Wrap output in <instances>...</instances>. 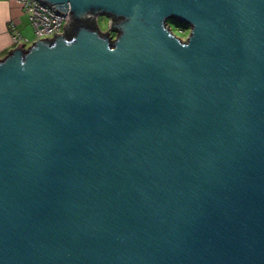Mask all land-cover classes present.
Wrapping results in <instances>:
<instances>
[{
	"label": "water",
	"instance_id": "1",
	"mask_svg": "<svg viewBox=\"0 0 264 264\" xmlns=\"http://www.w3.org/2000/svg\"><path fill=\"white\" fill-rule=\"evenodd\" d=\"M39 1L68 25L0 58V264H264V0Z\"/></svg>",
	"mask_w": 264,
	"mask_h": 264
},
{
	"label": "built area",
	"instance_id": "2",
	"mask_svg": "<svg viewBox=\"0 0 264 264\" xmlns=\"http://www.w3.org/2000/svg\"><path fill=\"white\" fill-rule=\"evenodd\" d=\"M16 1L21 5L24 12L27 13L34 33L33 40L28 41L27 39H23L17 31L13 30L14 24L11 22L10 28L13 30V39L16 45L19 41H22V45L25 47L38 38L54 37V34H61L65 31V26L68 25V16L57 13L50 6L39 0ZM110 34L112 35L111 32Z\"/></svg>",
	"mask_w": 264,
	"mask_h": 264
},
{
	"label": "crops",
	"instance_id": "3",
	"mask_svg": "<svg viewBox=\"0 0 264 264\" xmlns=\"http://www.w3.org/2000/svg\"><path fill=\"white\" fill-rule=\"evenodd\" d=\"M11 22L14 24L13 30L17 31L23 39L28 41L34 39L32 25L21 5L16 0H0V58L16 46L13 30L10 28Z\"/></svg>",
	"mask_w": 264,
	"mask_h": 264
},
{
	"label": "rangeland",
	"instance_id": "4",
	"mask_svg": "<svg viewBox=\"0 0 264 264\" xmlns=\"http://www.w3.org/2000/svg\"><path fill=\"white\" fill-rule=\"evenodd\" d=\"M110 20H111L110 17H108L106 14H99L96 18L98 29L100 31H106L109 28ZM168 22L171 28L173 29L174 33L177 34L181 39H185L187 37V34L190 30V27H186L188 26L187 24L183 23L186 26H182L181 25L182 23L170 19H168ZM31 38H32V34H31Z\"/></svg>",
	"mask_w": 264,
	"mask_h": 264
},
{
	"label": "trees",
	"instance_id": "5",
	"mask_svg": "<svg viewBox=\"0 0 264 264\" xmlns=\"http://www.w3.org/2000/svg\"><path fill=\"white\" fill-rule=\"evenodd\" d=\"M90 21H91V23H92L93 25H95V26L97 25V24H96V19H95V18H92ZM173 21H176V20H173ZM177 22H178V21H177ZM181 25H182V26H186V25L183 24V23H182ZM186 27H188V26H186ZM182 28H184V27H182ZM172 30H173V29H172ZM173 32H174V31H173ZM111 33H113V32H111ZM112 35H114V33H113Z\"/></svg>",
	"mask_w": 264,
	"mask_h": 264
}]
</instances>
